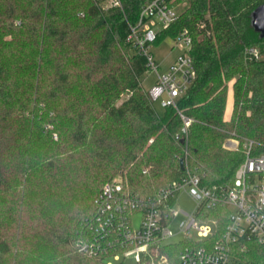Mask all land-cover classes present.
<instances>
[{"label":"trees","instance_id":"1","mask_svg":"<svg viewBox=\"0 0 264 264\" xmlns=\"http://www.w3.org/2000/svg\"><path fill=\"white\" fill-rule=\"evenodd\" d=\"M110 1L0 0V264L27 256L103 264L79 253L77 232L125 167L131 192L145 198L183 177L186 146L192 173L218 190L234 184L246 139L255 143L253 155L264 153V38L251 18L264 0H178L187 6L154 44L177 42L187 30L197 79L177 108L162 113L142 86L147 59L127 42L146 0ZM251 47L260 59L247 58ZM231 82L234 111L226 121ZM182 116L191 121L186 132ZM233 133L241 144L230 151L223 145ZM93 174L84 192L79 182ZM35 175L49 177L45 198L29 194ZM76 203L86 211L80 222L71 214ZM209 213H221L225 226L226 209ZM183 245L163 252L178 263Z\"/></svg>","mask_w":264,"mask_h":264},{"label":"built area","instance_id":"2","mask_svg":"<svg viewBox=\"0 0 264 264\" xmlns=\"http://www.w3.org/2000/svg\"><path fill=\"white\" fill-rule=\"evenodd\" d=\"M177 0H146L139 20L130 25L127 42L147 59L149 70L156 74L148 92L153 103L163 108H177L178 100L194 85L197 72L191 56L192 38L184 31V51L164 72L154 60L151 47L160 32L171 27L180 17ZM112 6H121L111 0ZM249 60L261 58L260 51H246ZM184 132L191 121L182 116ZM57 138V136H55ZM241 142L233 133L223 147L238 150ZM254 141L245 140V160L235 174L234 184L227 189H211L189 168L185 148L183 177L160 189L155 195L139 197L131 192L128 177L120 172L106 183L77 232L76 247L85 257L102 261L134 258L138 264H264V153L253 155ZM187 193L195 202L193 213L176 211L178 197ZM226 209L222 215L210 216V210ZM141 213L138 230L133 229V216ZM183 214L180 234L184 236L178 263L163 252L164 242L175 236L170 225ZM112 264V263H108Z\"/></svg>","mask_w":264,"mask_h":264},{"label":"rangeland","instance_id":"3","mask_svg":"<svg viewBox=\"0 0 264 264\" xmlns=\"http://www.w3.org/2000/svg\"><path fill=\"white\" fill-rule=\"evenodd\" d=\"M176 5L178 6V9L181 11L184 7L187 6V2H185V1L178 2V0H177ZM107 7H108V4H107L106 8ZM183 51H184V48H183L182 41L175 42L171 38H165L164 40L161 41V43L153 44L151 47V52L154 55V60L157 63L160 72L166 71L171 66V64H173L175 62V60L179 57V55H181L183 53ZM155 80H156V74L153 70H149V72L142 77V86L146 92H149L151 87L154 85ZM233 85H234V82L229 83L228 101H227V107H226V112H225V120L226 121H229L232 119L233 111H234V87H233ZM127 97H128V95L124 94L122 96V99L120 100V103L125 101ZM154 106L159 113L163 112L164 108L161 106V104L159 102L154 103ZM38 114L41 115V112ZM36 123L38 125L39 124L42 125L43 122L40 121V119H36ZM46 129H48L49 131H53L54 126L53 125L47 126ZM53 135H54L53 138L56 141L57 140V138H55L56 133H54ZM226 141H227V139L225 140L224 143H226ZM130 168H131V166L125 167L120 172L125 173L126 176L128 177ZM120 172H118V174ZM84 183H86V184L84 185ZM50 184L51 183H50L48 176L42 177L41 175H35V176H33L32 180L30 182L31 189L29 191V194H31V196H39V197H41L43 195V197L45 198L47 196L48 190L50 188ZM94 184H95L94 174L87 179L82 177L80 182H79V186L81 187V189L84 192H85V188H87L89 186L91 187ZM67 198L68 197L63 198L61 200V202H66L64 199H67ZM34 199L36 200V197H34ZM38 199H41V198H38ZM79 207H81V203H76L75 206L72 208L73 210L71 211V214H73L75 218L79 219L78 222H80L82 220L83 216L86 213V211H85L83 214H80L79 209H78ZM194 209H195V202L193 201V199L187 193H185V192L181 193L178 197L176 211L180 212L181 210H184L188 213H193ZM141 216H142L141 213H136L133 216V229L135 231L139 229V226L141 223ZM24 217L26 219H31L30 218L31 216L28 212L24 213ZM185 219H186V217L183 214H180L178 217L174 218V220L172 221V223L170 225V229L173 231L175 236L172 237L171 239L165 241L164 242L165 246L180 245L184 241V236L179 233L180 232L179 225ZM42 254H45V251H43ZM52 261L54 262V260H51L50 258L45 260L44 257L41 261H38V260L31 261L29 259V257L27 256V257H25L24 260L21 261V264H51ZM108 263H112V264H138L134 258H127V259L122 258L120 261H116V260H114V258H106L103 260V264H108Z\"/></svg>","mask_w":264,"mask_h":264},{"label":"water","instance_id":"4","mask_svg":"<svg viewBox=\"0 0 264 264\" xmlns=\"http://www.w3.org/2000/svg\"><path fill=\"white\" fill-rule=\"evenodd\" d=\"M252 26L254 30L260 34L261 38H264V4L258 6L251 15ZM181 170L185 169L184 160H180Z\"/></svg>","mask_w":264,"mask_h":264}]
</instances>
